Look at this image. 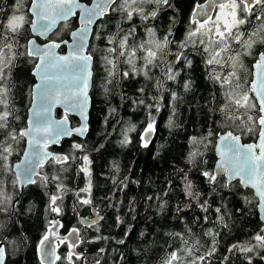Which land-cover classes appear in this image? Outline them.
<instances>
[{
  "label": "snow or ice",
  "instance_id": "obj_1",
  "mask_svg": "<svg viewBox=\"0 0 264 264\" xmlns=\"http://www.w3.org/2000/svg\"><path fill=\"white\" fill-rule=\"evenodd\" d=\"M77 10L81 26L70 31V42L61 38V29H70V19L77 16ZM169 11L172 15L167 17L168 27L160 34L159 20ZM177 11L174 0H89L88 3L31 0L27 8L25 0H15L11 14L0 19V213L16 214L23 188L36 185L44 189L48 197L45 211L51 218L39 242L40 264L46 261L55 264L57 260L77 264L82 260L81 253L76 251L80 244L109 240L108 236L98 234L89 241L78 226L59 236L63 224L57 217L64 214L65 197H74L72 209L84 228L101 233V222L105 217L99 211L100 205L93 193V160L87 144L73 142L70 150L62 153L49 151V146L59 145L65 137L87 136L89 92L94 88L109 98V103L112 97L119 95L121 106L129 105L134 112L141 107L145 110L147 121L140 133L144 148L149 146L156 132L153 110L156 114L161 111L164 98L161 93L169 95L171 115L167 126L170 129L181 127L174 117L183 97L167 85L171 82L185 93L193 90L191 78L180 80L181 73L193 66L191 57H200L205 65L206 79L215 90L203 106L208 109L211 124L204 133L188 138L187 160L197 168L212 193L237 187L250 190L252 198L245 196L244 199L249 204L254 199L264 213V50H260L264 49V0L194 3L180 39L176 38L174 28ZM3 12L4 8L0 6V13ZM29 13L34 19L28 18ZM114 17H119L120 21L117 31H106L108 22ZM123 24L128 27H122ZM26 25L47 42L37 45L34 39H27ZM140 29L143 36L138 35ZM90 37L106 43L90 46ZM24 40L26 44L22 43ZM62 45L69 49L66 55L57 52ZM22 57L30 58L32 74L40 81L32 89L31 116L23 127L13 103L14 85L10 83L12 69ZM247 57L255 58V72L246 70ZM137 77H143L146 83L129 95L124 82L134 81ZM149 83L156 95L146 91ZM57 105H62L65 113L59 120L52 116ZM69 113L80 116L79 127L69 126ZM116 114L117 108L109 107L104 123L108 124L109 117L115 119L113 131L120 126L118 144L124 148L132 143L130 133L137 130V125L122 122ZM217 126L227 131L221 133ZM25 140L28 148L24 150V159L12 163L10 158ZM210 146L215 147L220 160L215 167H202L208 163L204 156ZM102 148L104 144L94 150ZM45 164L52 169L50 173L40 170ZM73 166L74 179L83 176V187H69L66 182L69 179L66 174ZM192 167L188 171L179 170L186 202L178 203L175 213L178 219L184 220L181 213L198 208L203 215L193 219L200 225L201 233H195L187 223L184 231L166 232L164 235L168 239L161 245L164 255L159 264H233V258L241 260L242 264H254V256L264 261V215L254 232L244 238L237 237L226 246L223 255H217L225 235L232 231L234 213L229 211L227 204L217 205L214 199L210 200L193 183L188 174ZM111 170L113 175L109 179L114 191L100 199L119 212L123 200H113L116 192L123 193L130 184L138 182L128 175L121 176L117 161L111 163ZM167 184L168 189L174 187L171 179ZM168 196L169 191L165 190L145 199L159 201L157 208L164 214L170 211L165 199ZM86 206L93 209L91 216H81L79 209ZM240 211L242 209H235V212ZM128 212H136L134 200L128 202ZM132 218L135 219V215ZM125 223L123 216L116 215V227ZM131 230L132 226L128 225L124 236L127 237ZM115 243L122 245L125 239ZM60 244H66L69 249L64 256L57 254ZM8 255L5 243L0 241V264H6ZM119 259L123 260V255ZM94 264H100V261L96 260Z\"/></svg>",
  "mask_w": 264,
  "mask_h": 264
},
{
  "label": "trees",
  "instance_id": "obj_2",
  "mask_svg": "<svg viewBox=\"0 0 264 264\" xmlns=\"http://www.w3.org/2000/svg\"><path fill=\"white\" fill-rule=\"evenodd\" d=\"M83 3H88L89 0H81ZM206 0H174L176 5V38H182V35L187 27V22L190 13L193 11V5L197 2H205ZM31 0H25V7L30 6ZM15 0H0V6L4 8V12L0 13V19H4L12 12V5ZM172 15V11L162 15L158 27L160 34L168 27L167 17ZM28 18L31 19L28 14ZM139 23V21H136ZM120 23L119 17H114L108 22L106 31L115 33L117 25ZM127 28V24L121 25ZM60 27V26H59ZM77 18L70 21V29H61V38L69 40L70 31L78 28ZM28 31L27 39L31 38L30 26L26 25ZM138 35L143 36L142 29L138 30ZM26 40L22 43L26 44ZM39 43H43L39 41ZM106 42L91 40L90 46H103ZM263 50V49H260ZM64 52V48L60 50ZM98 58V57H97ZM193 66L191 69H185L181 73V82L186 78H191L193 81V90L185 93L182 88L168 83L167 87L177 91L183 100L178 103L176 123L181 127L169 128L167 121L171 115V107L169 106V95L167 92L163 95L162 108L159 114L153 110V115L156 117V132L152 136V142L147 148L141 146L140 133L143 130L147 121L145 110L141 107L137 111H132L129 105L121 106L119 95L110 99L98 89L94 88L91 91V107L89 112V131L85 139L80 140L72 138L62 143L60 148L51 149L53 152L62 153L70 150L73 142L86 143L90 151V156L93 160V181H94V197L96 203L100 205L99 211L105 217L101 222V233H95L91 229H86L80 225L79 217L76 216L72 209L74 197H65L64 214L57 219L63 224L59 229V236H64L73 227L78 226L82 229L83 236L91 241V237L95 235H106L109 240H98L80 244L76 251L82 255V260L77 264H94V261L99 260L100 264H159L160 258L164 255V249L161 247L164 240L168 239L164 234L166 232L184 231L187 223L192 227L197 234L201 233V227L194 221L195 216H202L203 213L198 209L186 210L180 215L184 216V220L177 218L175 206L178 203L186 202V198L182 191V183L179 179L180 169L188 171L192 167L187 155L189 152L188 138L193 135L204 133L211 124L210 114L206 107H203L209 98L210 94L215 90L205 76V65H203L200 57H191ZM254 57H247L245 60L246 70L251 72V64L254 62ZM33 62L30 58L22 57L16 61V67L12 69L10 83L14 85L12 89V97L17 114L20 115V126L23 127L27 122V112L31 104L32 88L35 84L33 76ZM158 76L159 73L157 72ZM146 81L143 77H137L134 81H125V90L129 95H133L135 90L144 86ZM146 91L151 95H156V90L152 88L151 83ZM109 107H116V118H121L122 122H131L137 125V130L130 133L132 143L127 147H120L119 140V125L116 126L117 131H113L115 119L109 117V122L104 123L105 117L108 114ZM203 107V110H201ZM57 118H62V112L57 111ZM71 126L75 127L79 124L77 119L69 118ZM218 130L223 133L227 131L222 126H217ZM106 133H111V136H106ZM245 142H248L245 140ZM100 144H104V148L100 151L94 149ZM25 148V141H22L17 148V153L13 158H10L12 163L20 160ZM207 160V165L202 167L212 168L215 165L216 158L214 154V146H210L204 156ZM117 161L120 165V175H128L132 180L138 183H132L123 192H116L113 200L122 199L123 204L120 206V211L107 206V201H101V197L111 195L114 191L113 185L109 177L113 175L111 163ZM130 168V171H129ZM41 171L50 173L52 169L48 166ZM193 183L203 192L208 198L214 199L216 204H227L229 211L233 212V227L230 234L225 235L220 246L218 256L224 254L226 246L237 237L244 238L245 235H250L260 224L256 201L249 204L244 197L252 198V193L243 188H233L230 191L220 190L218 193H212L210 186L206 183L203 177L200 176L197 168L192 167L188 173ZM68 176L69 187H83V176L79 179L75 177V166L66 174ZM171 179L174 187L168 189L167 182ZM165 190L169 191L168 209L164 214H160L157 208L159 201H148L147 196H155L162 194ZM221 196L223 200H221ZM134 200L136 212H128V202ZM48 197L44 194V189L36 185L28 186L20 196V203L16 205V214L9 216L0 213V241L5 243V247L9 253L6 264H40L39 259V242L45 233L47 221L51 217L45 211ZM240 208L242 211L235 212V209ZM91 206L81 207L79 209L81 216L92 215ZM116 215H121L125 219V225L121 227L115 226ZM135 215V219H133ZM215 217V213H212ZM128 225L132 226V230L128 236H124V232ZM207 227V225L205 226ZM141 233H144L141 236ZM6 238V240H5ZM125 239V243L118 245L116 240ZM105 249L101 252L100 249ZM69 249L66 244H60L57 248V254L64 256ZM100 254V257L94 260L93 255ZM123 255L124 259L119 257ZM254 264H263L258 256L253 257ZM55 264H67L66 261L57 260ZM233 264H242L241 260L233 258Z\"/></svg>",
  "mask_w": 264,
  "mask_h": 264
},
{
  "label": "water",
  "instance_id": "obj_3",
  "mask_svg": "<svg viewBox=\"0 0 264 264\" xmlns=\"http://www.w3.org/2000/svg\"><path fill=\"white\" fill-rule=\"evenodd\" d=\"M80 2L83 3L81 0H80ZM204 3L207 4V3H208V0H206ZM30 5H31V2H30ZM29 7H30V6H29ZM29 15L31 16L30 13H29ZM78 17H79V10H77V16L72 17V18L70 19V21H71L72 19H74V18H77L78 25H79V27H80L81 25H80V21H79V18H78ZM31 19H34V17L31 16ZM62 24H63V22H61V25H62ZM59 26H60V25H58V27H59ZM30 32H31V29H30ZM50 35H51V34H50ZM30 39H34V40L36 41L37 45H43L44 43L47 42L43 37L36 36V35H35L34 33H32V32H31V38H30ZM71 40H72V37L70 36V37H69V41L71 42ZM91 40H92V39H91V37H90V38H89V44L91 43ZM38 41H42L43 43H39ZM62 48H64V52H60V50H61ZM68 51H69L68 47H67V46H64V45H62L60 49H57L58 54H62V55H66ZM255 71H256V69H254V67H252V72H255ZM33 76H34V75H33ZM34 78H35V84L40 82L39 79H38L37 77L34 76ZM33 88H34V86H33ZM33 88H32V89H33ZM91 91H92V90H90V92H89V96H90V94H91ZM90 107H91V98H90V100H89V107H88V121H89ZM31 108H32V94H31V104H30V107H29L28 112H27V119H29L30 116H31V111H30ZM57 111H60V112H62L63 115H65L63 106H62V105H57L56 107L53 108V111H52L53 119H56V120L62 119L63 117H62V118H57V116H56ZM69 118H75V119H77V121L79 122V124H78L77 126H75V127H79L80 122H81V118H80V116L76 115L75 113H69V114H68V120H69ZM69 126L72 127V126H71V122H70V120H69ZM72 138H76V139L83 140V139H85L86 137H83V138H82V137H78V136H76V135H73V136H71V137H65V138L62 139V141H61V143H60L59 145H54V144H53V145H50L49 148H48V150L51 151V149H55V148L58 149V148H60V146L62 145V143H63L64 141H66V140H70V139H72ZM27 148H28V145H27V142H26V140H25V148H24V150H26ZM23 153H24V152H23ZM214 154H215V158H216V162H215V165H214V167H215L216 164H217V162L220 160L219 154L217 153L215 147H214ZM23 159H24V155L22 154L20 160H19L18 162H16V163H20V161L23 160ZM46 166H47V164H45V166H44L43 168H45ZM40 170H42V169H40ZM29 186H31V185H29ZM27 187H28V186H27ZM27 187L23 188L22 193L24 192V190H25ZM245 190H247V189H245ZM249 191H250V190H249ZM250 192H251V191H250ZM257 212H258V217H259V221H260V217H261V215H264V213H262L261 210H260V208H258V207H257ZM92 214H93V210H92ZM95 255H99L98 258L100 257V254H95ZM95 255H93V256H95ZM262 263L264 264V261H262ZM45 264H47V261L45 262Z\"/></svg>",
  "mask_w": 264,
  "mask_h": 264
},
{
  "label": "flooded vegetation",
  "instance_id": "obj_4",
  "mask_svg": "<svg viewBox=\"0 0 264 264\" xmlns=\"http://www.w3.org/2000/svg\"><path fill=\"white\" fill-rule=\"evenodd\" d=\"M38 42H39V41H38ZM263 50H264V49H263ZM254 63H255V60H254V62L251 64V72H252V67H253Z\"/></svg>",
  "mask_w": 264,
  "mask_h": 264
},
{
  "label": "rangeland",
  "instance_id": "obj_5",
  "mask_svg": "<svg viewBox=\"0 0 264 264\" xmlns=\"http://www.w3.org/2000/svg\"><path fill=\"white\" fill-rule=\"evenodd\" d=\"M98 256H99V255H95V256H93V257H94V260L98 259Z\"/></svg>",
  "mask_w": 264,
  "mask_h": 264
}]
</instances>
